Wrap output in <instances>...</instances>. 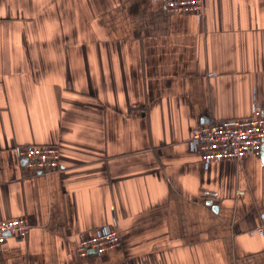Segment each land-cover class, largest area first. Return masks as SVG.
I'll return each mask as SVG.
<instances>
[{"label": "crops", "instance_id": "obj_1", "mask_svg": "<svg viewBox=\"0 0 264 264\" xmlns=\"http://www.w3.org/2000/svg\"><path fill=\"white\" fill-rule=\"evenodd\" d=\"M264 105V0H0V264H264V145L205 165L195 127ZM57 145L58 171L18 149ZM121 235L102 255L77 245Z\"/></svg>", "mask_w": 264, "mask_h": 264}, {"label": "built area", "instance_id": "obj_2", "mask_svg": "<svg viewBox=\"0 0 264 264\" xmlns=\"http://www.w3.org/2000/svg\"><path fill=\"white\" fill-rule=\"evenodd\" d=\"M207 0H165L171 13L192 14L199 19L205 14ZM192 151L198 153L207 166L216 161L241 163L249 154L259 155L264 145V105L255 104L253 112L245 118H231L201 124L195 127L188 141ZM18 154L30 168L58 171L61 167V149L57 145H29L20 147ZM32 229L28 218L21 217L0 222V248L7 234L27 237ZM264 236V227L257 230ZM121 243L117 229L103 227L77 245L79 256L85 258L93 250L97 255L116 248Z\"/></svg>", "mask_w": 264, "mask_h": 264}]
</instances>
